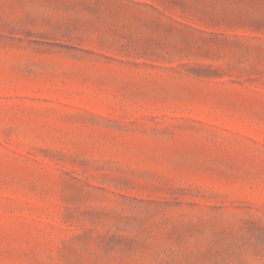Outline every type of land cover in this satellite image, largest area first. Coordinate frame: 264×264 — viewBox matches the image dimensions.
I'll list each match as a JSON object with an SVG mask.
<instances>
[{"label":"rangeland","instance_id":"obj_1","mask_svg":"<svg viewBox=\"0 0 264 264\" xmlns=\"http://www.w3.org/2000/svg\"><path fill=\"white\" fill-rule=\"evenodd\" d=\"M0 264H264V0H0Z\"/></svg>","mask_w":264,"mask_h":264}]
</instances>
